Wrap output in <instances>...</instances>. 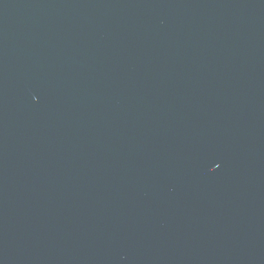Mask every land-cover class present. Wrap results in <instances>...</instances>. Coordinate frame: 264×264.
Listing matches in <instances>:
<instances>
[{"label": "water", "instance_id": "1", "mask_svg": "<svg viewBox=\"0 0 264 264\" xmlns=\"http://www.w3.org/2000/svg\"><path fill=\"white\" fill-rule=\"evenodd\" d=\"M0 264H264V0H0Z\"/></svg>", "mask_w": 264, "mask_h": 264}]
</instances>
